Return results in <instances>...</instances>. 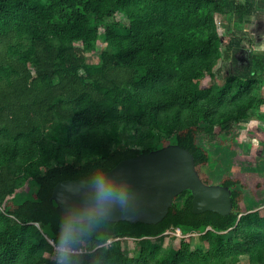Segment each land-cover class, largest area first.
I'll return each mask as SVG.
<instances>
[{"label": "trees", "instance_id": "trees-1", "mask_svg": "<svg viewBox=\"0 0 264 264\" xmlns=\"http://www.w3.org/2000/svg\"><path fill=\"white\" fill-rule=\"evenodd\" d=\"M251 7L0 0V264H236L244 255L264 262V126L240 124L264 101V50L253 53L247 76L222 81L218 65L234 43L224 45L217 15L244 17ZM100 39L106 47L89 61L86 50ZM168 143L190 149L203 177L201 169L214 171L218 156L231 158L241 144L255 153L256 167L222 177L233 189L230 213L195 212L185 190L157 223L72 221L51 198L61 180ZM173 225L205 232L208 249L163 251L145 241L134 255L123 248L126 237L160 236Z\"/></svg>", "mask_w": 264, "mask_h": 264}, {"label": "water", "instance_id": "water-1", "mask_svg": "<svg viewBox=\"0 0 264 264\" xmlns=\"http://www.w3.org/2000/svg\"><path fill=\"white\" fill-rule=\"evenodd\" d=\"M185 190L193 194L195 212L214 210L226 215L233 210L232 187L206 182L194 153L179 143L123 158L103 172L61 180L51 198L66 220L103 217L157 223Z\"/></svg>", "mask_w": 264, "mask_h": 264}, {"label": "rangeland", "instance_id": "rangeland-1", "mask_svg": "<svg viewBox=\"0 0 264 264\" xmlns=\"http://www.w3.org/2000/svg\"><path fill=\"white\" fill-rule=\"evenodd\" d=\"M252 2V11L242 17L234 12H228L226 14L217 15V25L220 34L223 35L224 45L234 43L233 52L230 58L224 57L220 59L218 65L222 66V73L220 79L222 81L229 74H238L242 76L249 75V69L251 64V57L253 53L262 52L264 50V0H250ZM257 26H259L257 28ZM106 44L103 40L97 44V48L94 51L86 50L89 61H96L99 59L101 49L105 48ZM225 46H223V49ZM261 95L264 96V84H262ZM259 109L253 111V113L241 120L240 124L243 129H256L259 125L264 126V117L261 118L258 113H264V101L261 102ZM244 140L251 144H257L258 138L248 136L246 134L243 137ZM238 149L224 158L218 156L217 168L214 171H209L208 168H203L202 174L205 177L202 178L208 183H222V177L227 175H237L238 173L246 174L243 169L244 166H248V169L256 167V163L253 162V153H249L248 148H244L241 144ZM218 155V154H216ZM247 160V165L245 164ZM199 170V169H198ZM200 172V170H199ZM201 174V172H200ZM183 197L178 198V202H182ZM262 208V207H261ZM119 239V238H117ZM112 241V240H111ZM109 241V243H112ZM147 242L155 247L161 248L163 251L177 252L180 249L189 246L190 249H208L209 239L206 237L205 232L190 231L186 235H178L174 232L163 233L160 236L144 237L143 239H136L134 237H126L122 242L123 248L128 255L137 254L143 245V242ZM49 254V252H47ZM236 264H264L259 263L257 260L251 259L250 256H243V258Z\"/></svg>", "mask_w": 264, "mask_h": 264}, {"label": "built area", "instance_id": "built-area-1", "mask_svg": "<svg viewBox=\"0 0 264 264\" xmlns=\"http://www.w3.org/2000/svg\"><path fill=\"white\" fill-rule=\"evenodd\" d=\"M168 232H174L178 235H186V233H189V232H184L180 227L178 226H171L169 227L164 233H168ZM117 238H120V237H115L114 239H117ZM113 240V238L109 239V241Z\"/></svg>", "mask_w": 264, "mask_h": 264}, {"label": "bare ground", "instance_id": "bare-ground-1", "mask_svg": "<svg viewBox=\"0 0 264 264\" xmlns=\"http://www.w3.org/2000/svg\"><path fill=\"white\" fill-rule=\"evenodd\" d=\"M18 74H20V73H18ZM123 151V150H122ZM76 158H77V156H76ZM76 165V164H75Z\"/></svg>", "mask_w": 264, "mask_h": 264}, {"label": "crops", "instance_id": "crops-1", "mask_svg": "<svg viewBox=\"0 0 264 264\" xmlns=\"http://www.w3.org/2000/svg\"><path fill=\"white\" fill-rule=\"evenodd\" d=\"M263 43H264V41H263ZM242 258H243V256H242ZM242 258H241V259H242Z\"/></svg>", "mask_w": 264, "mask_h": 264}]
</instances>
